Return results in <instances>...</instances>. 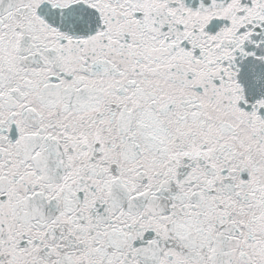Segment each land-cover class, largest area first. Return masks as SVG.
<instances>
[{
	"label": "snow or ice",
	"instance_id": "1",
	"mask_svg": "<svg viewBox=\"0 0 264 264\" xmlns=\"http://www.w3.org/2000/svg\"><path fill=\"white\" fill-rule=\"evenodd\" d=\"M0 264H264V0H0Z\"/></svg>",
	"mask_w": 264,
	"mask_h": 264
}]
</instances>
